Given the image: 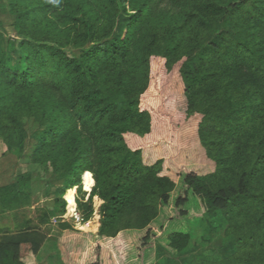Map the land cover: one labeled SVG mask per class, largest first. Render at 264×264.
Here are the masks:
<instances>
[{
  "label": "trees",
  "instance_id": "trees-1",
  "mask_svg": "<svg viewBox=\"0 0 264 264\" xmlns=\"http://www.w3.org/2000/svg\"><path fill=\"white\" fill-rule=\"evenodd\" d=\"M6 14L0 139L23 167L0 214L46 173L60 185L38 221L0 232V264H37L40 227L77 209V230L59 224L62 264H155L161 241L179 256L192 217L224 222L232 252L190 264H264V0H0Z\"/></svg>",
  "mask_w": 264,
  "mask_h": 264
},
{
  "label": "rangeland",
  "instance_id": "rangeland-1",
  "mask_svg": "<svg viewBox=\"0 0 264 264\" xmlns=\"http://www.w3.org/2000/svg\"><path fill=\"white\" fill-rule=\"evenodd\" d=\"M175 4H177V2L170 5L168 4V2H166L162 5V11H164V13H168L169 17H172V19H175L177 14L180 13V9H178V6H176ZM5 5L7 6L8 3L5 2ZM15 19L16 17L14 14H6L4 16H0V34H2L3 38H5L6 40L9 38H17V34L13 29ZM125 24L126 22L123 19L118 22L114 36L121 33ZM188 107H191L193 111L195 110V104H189ZM185 111V107L181 109L182 115ZM191 115L194 114L191 113ZM182 118L183 121L186 120L185 117ZM199 120L200 116L194 115L192 118L188 119L185 124L190 122L197 123L199 122ZM188 154H193L194 158H202V155L204 154V151L201 148L195 133L192 135L191 147L190 149H188ZM22 167V161L18 158V156L11 154L7 150L6 144L3 142V140L0 139V186L11 181L16 171H18L19 168L21 169ZM31 171L36 172L35 167H33ZM53 185L58 186L60 185V182L53 180L51 174L46 173L43 177V180L34 184L33 192L31 195V202L25 209L16 212L12 210L0 214V232H15L17 229V225L23 223L26 219L29 218H33L34 220L38 221L39 211L46 206V202L53 196L52 190L49 189L50 186ZM176 186L177 185H175V189ZM175 189L172 192H174ZM90 191L91 185H89L88 189V192ZM92 207V217L96 221H99L101 219V214H99L100 210L98 211L97 208V196H94L92 198ZM77 213L79 214L77 218L72 217L66 219L65 215H63L61 218H51L48 224L40 227V230L43 231L46 235H51V240L47 245V250L50 248V246L53 245L52 242L55 240V238L57 236H60V223L67 222L71 224L75 230H77L74 226V223H78L84 217L82 212L78 211V209ZM216 222L217 223L214 224H212V222L208 223V221L202 219V217H192L191 219H189L187 223L190 238L187 249L184 251V253L176 257L170 256L164 250L162 245H160L163 244L164 241H158L160 243L156 246L155 264H190L192 260H197L200 258H207L217 261L230 255L232 252L231 232L227 230V225L224 222L220 220ZM45 252H43L44 254L42 255V257L44 258H46V254H48V252L46 254ZM52 260L54 261V257L52 258Z\"/></svg>",
  "mask_w": 264,
  "mask_h": 264
},
{
  "label": "crops",
  "instance_id": "crops-1",
  "mask_svg": "<svg viewBox=\"0 0 264 264\" xmlns=\"http://www.w3.org/2000/svg\"><path fill=\"white\" fill-rule=\"evenodd\" d=\"M62 232L63 231L60 232V236H61ZM47 236H48V238H47L46 242L44 243L41 251L38 253L37 264H43V263L44 264H62L59 251L56 248V241H57V239L60 238V236H57L55 238V240L52 242L53 245L50 246V248L48 250H47V245L51 240L50 239L51 235H47ZM43 252H45V254L48 252V254H46V258L42 257V255L44 254ZM53 257H54V261L52 260Z\"/></svg>",
  "mask_w": 264,
  "mask_h": 264
}]
</instances>
